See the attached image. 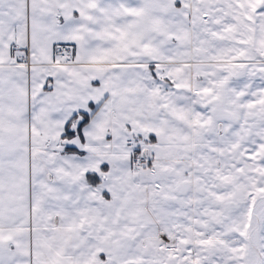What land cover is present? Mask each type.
I'll list each match as a JSON object with an SVG mask.
<instances>
[{"label":"snow or ice","instance_id":"snow-or-ice-1","mask_svg":"<svg viewBox=\"0 0 264 264\" xmlns=\"http://www.w3.org/2000/svg\"><path fill=\"white\" fill-rule=\"evenodd\" d=\"M0 264H264V0H0Z\"/></svg>","mask_w":264,"mask_h":264}]
</instances>
